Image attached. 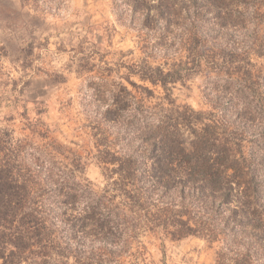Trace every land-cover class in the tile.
<instances>
[{
  "label": "trees",
  "instance_id": "trees-1",
  "mask_svg": "<svg viewBox=\"0 0 264 264\" xmlns=\"http://www.w3.org/2000/svg\"><path fill=\"white\" fill-rule=\"evenodd\" d=\"M123 3L147 36L148 55L127 67L134 92L110 73L84 84L106 185L97 192L43 148L0 130V264H124L123 256L147 264L139 237L154 231L217 244L214 264H264V71L246 57L264 55V0ZM91 57L79 73L94 70ZM203 66L216 73L208 97L218 81L229 97L210 111L177 106L173 87ZM131 77L160 88V102L147 106L154 91ZM243 134L253 138L247 149L236 142Z\"/></svg>",
  "mask_w": 264,
  "mask_h": 264
},
{
  "label": "rangeland",
  "instance_id": "rangeland-1",
  "mask_svg": "<svg viewBox=\"0 0 264 264\" xmlns=\"http://www.w3.org/2000/svg\"><path fill=\"white\" fill-rule=\"evenodd\" d=\"M123 1L0 0V130L11 131L13 143L26 139L43 148L55 157V162L74 170L78 179L90 182L99 193L106 185L107 165L97 160L96 140L100 136L90 119L95 109L90 104L93 91L84 84L91 75L110 73L109 82L134 92L126 81L127 67L148 55L147 36L133 26ZM259 23L258 37L264 43V16ZM148 38L152 43L153 37ZM87 55L92 56L90 62L96 66L83 75L78 65ZM246 57L256 70L261 67L264 71V55L257 58L251 53ZM148 63L155 66L163 61L149 58ZM215 75L207 74L203 66L202 72L183 85L176 83L171 99L177 106L210 111V104L222 103L229 97L220 92L222 81L215 84L218 88L211 89L208 97L206 79ZM130 81L154 91L147 106L164 96L160 88L141 83L136 77ZM240 137L247 149L253 138L238 135L236 142ZM139 241L145 247L147 264H214L218 251L217 244L209 245L201 238L171 239L159 231L145 232ZM136 247L133 244L129 253H134ZM120 261L133 263L127 256Z\"/></svg>",
  "mask_w": 264,
  "mask_h": 264
}]
</instances>
